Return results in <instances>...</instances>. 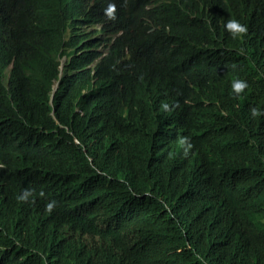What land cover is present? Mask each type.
I'll list each match as a JSON object with an SVG mask.
<instances>
[{"label":"trees","instance_id":"obj_1","mask_svg":"<svg viewBox=\"0 0 264 264\" xmlns=\"http://www.w3.org/2000/svg\"><path fill=\"white\" fill-rule=\"evenodd\" d=\"M82 2L0 0V264H264V0Z\"/></svg>","mask_w":264,"mask_h":264},{"label":"bare ground","instance_id":"obj_2","mask_svg":"<svg viewBox=\"0 0 264 264\" xmlns=\"http://www.w3.org/2000/svg\"><path fill=\"white\" fill-rule=\"evenodd\" d=\"M109 4L106 3L105 7ZM82 6L86 9V6H89V11L95 7V14H91L88 16V25L86 29H83L81 26V30L83 32V37L89 39L91 42L90 44L93 46L94 50L96 51L97 48L104 44L108 43V46L101 52L103 54H112L114 53L116 38L120 35L118 32L119 28L122 29L127 16L123 14H118L115 11L114 18H109L105 11H101V9L95 6V0H83ZM108 7V6H107ZM87 18L83 19L85 21ZM151 34V33H150ZM95 42L97 46L95 47ZM133 43L132 40H129L123 47V51H127L128 43ZM169 48H173V44L169 43ZM66 60L64 56L58 57V81L61 78L62 71H63V63ZM57 81V82H58ZM56 90V85L53 87V92Z\"/></svg>","mask_w":264,"mask_h":264},{"label":"clouds","instance_id":"obj_3","mask_svg":"<svg viewBox=\"0 0 264 264\" xmlns=\"http://www.w3.org/2000/svg\"><path fill=\"white\" fill-rule=\"evenodd\" d=\"M105 14L109 17V18H114V14H115V4L113 3H109L108 7L105 9ZM225 28L231 32V34L233 36L242 34L244 32H246L247 27L246 25L240 23L238 20L236 19H228L225 23ZM247 87V84L244 80L241 79H235L232 82V88L234 90L235 93H240L243 89H245ZM163 107L165 109L168 108L167 104H164ZM251 114L253 117L259 115L261 113V111L264 110H258L257 108H251ZM180 145L184 148V152L185 154L187 153L188 149H190L192 147V144L190 142V139L188 137H181L180 141H179ZM31 194V190L29 189H25L23 190V192L17 197L18 200L20 201H24L27 200L28 196ZM55 205V201H49L48 203H46L45 208L46 210H51Z\"/></svg>","mask_w":264,"mask_h":264}]
</instances>
